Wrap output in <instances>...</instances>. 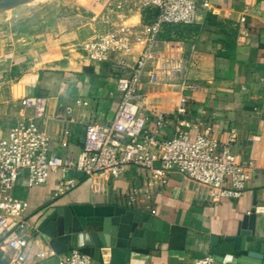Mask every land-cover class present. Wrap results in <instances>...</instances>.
<instances>
[{
  "label": "crops",
  "instance_id": "obj_1",
  "mask_svg": "<svg viewBox=\"0 0 264 264\" xmlns=\"http://www.w3.org/2000/svg\"><path fill=\"white\" fill-rule=\"evenodd\" d=\"M65 2L63 9L47 12L46 20H17L0 28V136L32 115L21 105L23 99H43L52 116L45 123L53 136L51 151L63 153L61 132L69 128L68 151L78 154L84 122L113 117L121 99L117 80L131 74L142 45L134 43L130 55H114L105 62L87 60L84 48L119 26L143 35L155 15L114 0ZM118 59L124 60L120 68L113 66ZM162 66L165 75L182 72V85L174 92L172 79H161L169 82L165 84L145 70L140 89L146 111L167 115L175 124L183 121L185 127L211 128L223 143L235 131L233 153L243 165L255 163V168L245 169L250 176L244 195L220 198L214 189L179 172L152 188L147 171L136 167H128L121 178L99 174L81 180L70 174L66 181L73 180L75 187L65 189L60 187V173H51L46 185L34 188L25 176L14 189V197L27 205L31 232L24 264H59L63 256L56 255L38 232L43 212L51 206L122 207L169 225L164 241L149 255L134 254L132 264H194L195 256L210 254L212 237L235 236L243 218L258 208L262 212L257 214L256 233L264 237V0H212L209 9L201 6L195 25L170 30L155 44L146 69ZM186 85L195 91L187 92ZM183 96L188 98V113L173 118ZM66 107L72 108L70 115L64 113L62 121L53 118ZM163 130L172 137L173 128ZM225 187H231L229 181ZM133 191L138 192L136 203H130ZM0 264H8L1 249Z\"/></svg>",
  "mask_w": 264,
  "mask_h": 264
},
{
  "label": "built area",
  "instance_id": "obj_2",
  "mask_svg": "<svg viewBox=\"0 0 264 264\" xmlns=\"http://www.w3.org/2000/svg\"><path fill=\"white\" fill-rule=\"evenodd\" d=\"M211 1L114 0L116 5H134L152 11L155 16L144 27L142 36L137 31L119 26L116 31L98 36L84 48L87 60L105 62L114 55L129 54L135 39L143 42L131 74L117 80L121 99L113 117L104 122H84L83 148L78 154L68 151L69 128L61 132L63 153L51 151L53 136L45 123L52 116L48 115L46 100L25 98L21 101L23 108L31 110L32 115L23 116L14 128L0 136V249L8 264H24V250L31 235L26 217L27 205L14 197L18 181L25 176L29 186L34 188L46 185L51 173H60V187L64 189L67 185L75 187L73 180L66 181L71 173L121 178L128 167H136L147 171L152 188L165 185L170 173L179 172L214 189L220 198L238 199L244 195L250 176L245 169L255 168V163L243 165L233 153L236 132L232 131L228 141L223 143L213 136L211 128L202 129L200 124L185 127L183 121L175 124L167 115L147 112L145 96L140 89L157 41L170 30L195 25L200 7L209 9ZM241 22L245 19L242 18ZM123 65V59L113 64L116 68ZM195 89L192 85L185 86L187 92ZM76 103L83 105L81 100ZM187 104L188 98L183 96L173 118L186 115ZM64 113L70 115L72 108L57 110L53 118L62 121ZM165 127L173 128L172 137L164 132ZM227 181L230 188L225 187ZM137 195L138 192H132L130 203H136ZM58 196L56 194L55 198ZM59 264H111V260L106 256L102 263H98L79 250H73L61 256ZM194 264H216V261L207 254L195 260Z\"/></svg>",
  "mask_w": 264,
  "mask_h": 264
},
{
  "label": "water",
  "instance_id": "obj_3",
  "mask_svg": "<svg viewBox=\"0 0 264 264\" xmlns=\"http://www.w3.org/2000/svg\"><path fill=\"white\" fill-rule=\"evenodd\" d=\"M19 3L0 4L8 9ZM84 179L83 173H71ZM246 215L233 237H212L209 250L216 264H264V237L256 233L257 214ZM38 232L56 255L79 250L102 263L132 264V256L149 255L157 242H163L170 227L151 215L138 214L122 207L92 205L51 206L41 217ZM106 251V252H105ZM205 255H197L202 259Z\"/></svg>",
  "mask_w": 264,
  "mask_h": 264
},
{
  "label": "rangeland",
  "instance_id": "obj_4",
  "mask_svg": "<svg viewBox=\"0 0 264 264\" xmlns=\"http://www.w3.org/2000/svg\"><path fill=\"white\" fill-rule=\"evenodd\" d=\"M15 0H0V4L3 5L5 3H12ZM19 3L13 7H10L8 9H0V28H4L9 26L13 21H33L36 18L39 19H43L46 20L48 18V16H44L47 12H54L55 13V9L56 10H61L63 9V5L66 4V0H18ZM61 2V3H60ZM60 3L61 6H55L56 4ZM39 12V13H37ZM137 33L142 36V34L140 33V31H137ZM134 43H136V45L139 44V42L135 39L132 42V46L134 45ZM141 45L143 48V42L141 41ZM131 46V50L129 52L130 55L131 53H133V48ZM140 49V47L138 48ZM142 49L139 52V56L141 53ZM139 58V57H138ZM160 66V65H158ZM165 71L166 68L164 66L159 67L158 69H153L151 68V70L148 68L146 69V72H149L150 77H157V81H161L164 82L165 84L169 83L166 82L165 80H161L164 78H168V79H172L171 82V87L172 91L174 92H179L178 87H180L181 84V73L182 72H176L175 76H172L171 74H166L165 75ZM148 75V73L146 74ZM141 84L142 80H141ZM155 85V84H154ZM65 189V188H64Z\"/></svg>",
  "mask_w": 264,
  "mask_h": 264
},
{
  "label": "trees",
  "instance_id": "obj_5",
  "mask_svg": "<svg viewBox=\"0 0 264 264\" xmlns=\"http://www.w3.org/2000/svg\"><path fill=\"white\" fill-rule=\"evenodd\" d=\"M211 20H212V17L208 16V22L212 24Z\"/></svg>",
  "mask_w": 264,
  "mask_h": 264
}]
</instances>
